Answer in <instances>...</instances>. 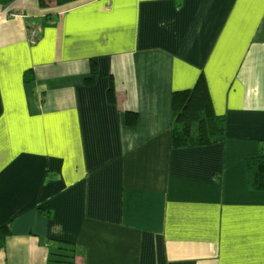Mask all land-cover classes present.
Masks as SVG:
<instances>
[{
  "label": "crops",
  "instance_id": "0c3cea01",
  "mask_svg": "<svg viewBox=\"0 0 264 264\" xmlns=\"http://www.w3.org/2000/svg\"><path fill=\"white\" fill-rule=\"evenodd\" d=\"M3 4L0 264H264V0ZM203 82L227 136L173 147Z\"/></svg>",
  "mask_w": 264,
  "mask_h": 264
},
{
  "label": "trees",
  "instance_id": "16d2710c",
  "mask_svg": "<svg viewBox=\"0 0 264 264\" xmlns=\"http://www.w3.org/2000/svg\"><path fill=\"white\" fill-rule=\"evenodd\" d=\"M10 3L13 0H0ZM73 0H41L43 5L59 6ZM27 79H33L32 72ZM109 97L116 100L114 88ZM173 119L171 125V144L173 147L211 144L222 141L227 136V118L225 114L213 113L214 99L206 83L193 87L176 89L172 95ZM126 119L136 124L139 119L137 110H127ZM249 182L254 189H264V150L248 156L245 161ZM42 209V208H41ZM14 219L0 225V250L7 244V238L13 233Z\"/></svg>",
  "mask_w": 264,
  "mask_h": 264
},
{
  "label": "built area",
  "instance_id": "2783aa9c",
  "mask_svg": "<svg viewBox=\"0 0 264 264\" xmlns=\"http://www.w3.org/2000/svg\"><path fill=\"white\" fill-rule=\"evenodd\" d=\"M8 6L9 5L0 2V13H9L12 15L18 14L16 11L11 10ZM37 31H38L37 27H33L30 29L31 39L33 40L36 39L38 33Z\"/></svg>",
  "mask_w": 264,
  "mask_h": 264
},
{
  "label": "rangeland",
  "instance_id": "374dc122",
  "mask_svg": "<svg viewBox=\"0 0 264 264\" xmlns=\"http://www.w3.org/2000/svg\"><path fill=\"white\" fill-rule=\"evenodd\" d=\"M45 207V206H44Z\"/></svg>",
  "mask_w": 264,
  "mask_h": 264
}]
</instances>
